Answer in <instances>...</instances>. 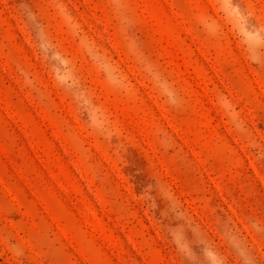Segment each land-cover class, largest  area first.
Returning a JSON list of instances; mask_svg holds the SVG:
<instances>
[{
  "label": "rangeland",
  "instance_id": "obj_1",
  "mask_svg": "<svg viewBox=\"0 0 264 264\" xmlns=\"http://www.w3.org/2000/svg\"><path fill=\"white\" fill-rule=\"evenodd\" d=\"M0 264H264V0H0Z\"/></svg>",
  "mask_w": 264,
  "mask_h": 264
}]
</instances>
